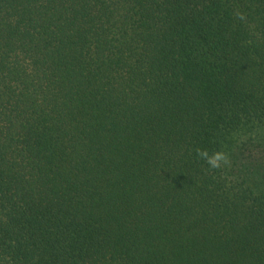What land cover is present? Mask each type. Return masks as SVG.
I'll use <instances>...</instances> for the list:
<instances>
[{"label": "trees", "instance_id": "trees-1", "mask_svg": "<svg viewBox=\"0 0 264 264\" xmlns=\"http://www.w3.org/2000/svg\"><path fill=\"white\" fill-rule=\"evenodd\" d=\"M0 264H264V0H0Z\"/></svg>", "mask_w": 264, "mask_h": 264}, {"label": "clouds", "instance_id": "clouds-1", "mask_svg": "<svg viewBox=\"0 0 264 264\" xmlns=\"http://www.w3.org/2000/svg\"><path fill=\"white\" fill-rule=\"evenodd\" d=\"M196 155L211 170L224 169L231 164V156L223 148L209 151L207 148H196Z\"/></svg>", "mask_w": 264, "mask_h": 264}]
</instances>
